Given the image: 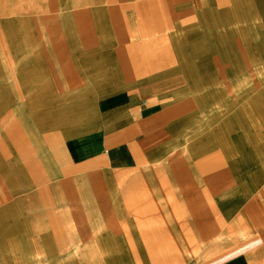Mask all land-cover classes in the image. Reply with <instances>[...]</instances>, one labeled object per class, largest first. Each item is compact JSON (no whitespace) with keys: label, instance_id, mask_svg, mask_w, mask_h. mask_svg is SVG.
Wrapping results in <instances>:
<instances>
[{"label":"rangeland","instance_id":"rangeland-1","mask_svg":"<svg viewBox=\"0 0 264 264\" xmlns=\"http://www.w3.org/2000/svg\"><path fill=\"white\" fill-rule=\"evenodd\" d=\"M239 5L250 10L257 5L254 9L258 7L260 11L247 13L243 18L236 13ZM115 6L119 7L122 17L136 21L137 36L143 34L142 10L156 6L157 26L172 35L174 43L184 41L186 53L179 62L191 65L192 78L189 84L181 73L152 82L139 83L142 80L137 79L136 87L138 77L128 72L129 78L123 84L133 85L136 91H130L132 95L125 94V98L135 96L142 107L148 104L143 114L155 109L140 120L138 139H145L142 150H148L149 154L137 164L122 153L118 161L128 165L110 167L93 153H84L91 150L92 144L88 141L102 130V124L74 136H68L67 132L76 128V124L52 129L42 125L38 128L41 136L55 131L63 140L60 144L65 159L61 165L65 173L54 176L51 172L59 166L55 163L44 166V173L32 184L34 186L23 190L7 169L10 157L3 154L2 132L10 117L16 119L17 108L25 106L24 102L35 103L38 95L34 92L35 95L22 97L25 91L20 92L22 95L10 93L12 89L4 68L10 63L5 57L16 58L19 52L12 42L4 47L3 34L0 44V212L10 204H19L13 215L2 213L0 244L4 254L0 255L6 264H102L87 259L91 247L105 257L127 251V248L133 251L129 255L121 253L123 263L115 261V264H214L219 253L226 251L224 246L240 244L244 239H254L256 243L264 238V192H261L264 185V0H104L95 7L106 16L109 8ZM63 8L74 10L68 2ZM60 10L61 7L49 2L48 7L32 11L31 15L52 16ZM149 11L154 13L152 9ZM32 26L37 28L35 21ZM15 35L13 32V38ZM105 40L104 43L112 41V47L88 44L65 58L67 67L60 76V87H53L61 99L66 93L76 96L77 92L94 88L85 99L101 113L105 97L102 89L114 91L115 84L91 86L97 72L87 71L83 59L96 51L112 52L116 46L123 51L136 47V37L123 43L115 38ZM156 74L158 72L153 73ZM162 80L167 81L164 87L158 84ZM43 96L41 103H52L49 96ZM243 129L251 136L246 142L239 139ZM193 142H197V154L182 150ZM211 155L216 157L212 162L208 161ZM239 159L245 170H233L232 163ZM186 160L193 170L181 169L180 179V168ZM67 166L72 170L67 172ZM92 171L99 177L106 176V181L94 192L102 198L94 211L89 210L88 201L80 190ZM246 172L253 185L249 191H240ZM55 183L60 196L50 200L45 193L39 199L44 205L43 214H25L29 202L25 203L24 197L41 188H46L51 195V184ZM221 201L235 206L223 215L215 209ZM117 220H124V225L118 227ZM7 228L11 234L5 238L3 232ZM168 240H172V246ZM213 242L219 244L209 250ZM156 246L160 254L157 259L153 255Z\"/></svg>","mask_w":264,"mask_h":264},{"label":"crops","instance_id":"crops-1","mask_svg":"<svg viewBox=\"0 0 264 264\" xmlns=\"http://www.w3.org/2000/svg\"><path fill=\"white\" fill-rule=\"evenodd\" d=\"M49 2L51 5L54 4L61 7L59 13L52 16L39 17L31 15L32 11L43 9L46 6L48 7ZM49 2L48 0H0V44L2 42V35L4 34V47H7L8 43L12 42L19 52V56L16 58L5 57V61H9L10 63L4 67L7 72V82L12 89L10 93L13 95H22L20 92L25 91L22 97L25 95H35L34 92L38 95L35 103L24 102L25 106L17 108L16 119L14 120L13 117H10L8 120L9 123L5 127L4 132H2L4 136L3 154H7L10 157L6 162L7 169L10 170L9 173L19 182L23 190H28L34 186L32 184L44 173V166L54 165L55 163L59 167L53 168L52 175L55 176L61 175L60 173H65L61 165V162L65 159V154L60 144L62 139H60L55 131L41 136L38 128L42 125H48L52 129L57 126L59 128H66V126L76 124L78 127H72L67 132L68 136H74L102 124V130L91 141H88V143L92 144L91 150L89 152H85L84 150V153H93L97 158H102L106 165L110 167H124L128 165V163H120L118 161L122 153L129 156L134 162L136 161V164L144 158H147L149 151L142 150L145 139H138V134L141 129L140 120L153 113L155 109L143 114L142 111L149 107L148 104L146 107H142L135 96L134 98L131 96L125 98V94L129 95L131 94L130 91H136L133 85L128 84L125 86L123 84L124 80L129 78L127 77L128 72L131 71L138 77L136 78L137 87L139 83L144 81L152 82L160 78L168 77L167 75L169 74L175 75V73H181L189 84L192 78L190 74L193 71L189 63L179 62L186 53V48L183 47L184 41L174 43L172 35L164 33V30L157 26L159 22L154 19L156 18L155 14L157 10L154 11L157 8L156 6L152 8L146 6L142 10L143 12L141 11L140 16L143 34L137 36L134 31L136 21L122 17V14L119 13V7L109 8L110 11L106 13V16L102 15L101 10H96L98 7L95 6L101 5V3H104V0H49ZM67 2L69 5H73L74 10H64L63 7ZM256 6L250 7V10L247 6L239 5L235 9L237 15L239 14L244 18L247 13H258L260 8L257 7L254 9ZM151 9L154 13L149 11ZM34 21L37 25L36 29L32 26V22ZM13 32H16L14 38ZM33 32H35L34 36H32ZM95 37L99 39L97 42L93 40ZM135 37L136 47L128 49V51H123V49L116 46L112 52L105 50V53H99L96 51L83 59V65L84 68H87V71L92 69L94 73L97 72L94 75V83L91 86L99 84L101 87H106L111 82L112 85L115 84L116 90L114 91L107 92L106 89H104L105 91L102 89V94L105 93V97L103 98L104 106H102L101 113L96 112L85 99V95L94 88L77 92L76 96L75 93H73L74 96L66 93L63 99L57 93L58 91L54 92L53 87H60V76L65 72V67H67L65 58L70 52L88 44H99L103 47L110 48L112 47V44L110 45L112 41L109 40L110 42L104 43L103 41L105 39L115 38L119 42L123 40L120 42L123 43L132 39L134 40ZM116 43L118 44V42ZM79 61L83 63L82 60ZM168 68L171 69L168 70ZM155 72H158V74L153 75ZM137 79H141L142 81L138 83ZM164 83H167V81L162 80L158 84L162 87ZM159 89L162 90L161 88ZM191 91L193 92L194 90ZM43 95L49 96L52 103H36L37 98ZM6 104L4 103V105ZM27 115L29 116V120H27ZM250 138V133L243 129L239 139L246 142ZM196 143H190L182 150H187L191 154H197ZM81 145L82 143L77 149ZM188 157L190 156L188 155ZM214 159H216L214 155L208 157V161L212 162ZM188 160H186L184 167L180 168V171L181 169L184 171L193 170L189 165L190 160ZM231 166L236 171L245 170L243 162L240 159L232 163ZM67 168V172L72 170V167L69 168L67 166ZM181 173L182 171L180 172V179L182 177ZM86 177L88 179L81 186L80 190L82 191L84 200L88 201L89 205H87L89 206V210L92 209L94 211V209H97V202L102 200L94 192L101 182L106 181V176L99 177L96 171H92ZM78 179L82 182V178L79 177ZM86 183H88V186H86ZM250 183L246 172L244 182L239 185V190L249 191L253 185ZM232 187L234 188V186ZM261 188H263L261 192H264V185ZM45 189L41 188L33 193L31 192L27 198H22L25 203L29 202V207L24 212L25 214L27 212L28 214L32 212L31 214H35L36 216L43 214L44 205L39 201L43 196V191L47 193L46 196L50 200L53 196H60L56 183L54 185L51 184V195L50 191H45ZM18 205L12 206L10 204L1 209L0 223H2V217L4 215H13ZM216 205L217 208L215 209L223 215L231 212L235 206L234 204L231 205L228 201H221ZM238 220H241V218ZM28 221H25V223L29 227L27 224ZM124 222V220L116 221L118 227H122ZM255 225L260 224L255 223ZM10 234L11 231L9 228L3 232L4 237L10 236ZM168 237L164 236V238ZM170 237L171 239L175 238ZM261 240L255 243L254 239H244L240 244L236 243L233 245L234 243H232L227 247L224 246L228 250L226 249L225 251L223 249L219 253L220 257L214 264H264V238ZM169 242L172 246V240ZM218 244L217 242H213L211 244L212 248L209 250ZM147 245L149 244L147 243ZM1 249L3 248L0 244V254H4ZM128 249H126L127 251H118V254L114 256L105 257L95 247H91L88 249L89 258L87 259L93 262H102V264H115V261H122L123 263L124 258L121 253L128 255L133 253V251ZM153 250L154 257L156 259L160 257V254L157 252V246ZM209 263L211 264V262ZM0 264H6L1 255Z\"/></svg>","mask_w":264,"mask_h":264},{"label":"bare ground","instance_id":"bare-ground-1","mask_svg":"<svg viewBox=\"0 0 264 264\" xmlns=\"http://www.w3.org/2000/svg\"><path fill=\"white\" fill-rule=\"evenodd\" d=\"M79 4V3H78ZM102 23V22H101ZM138 67V66H137ZM139 68H140V66H139ZM187 68V67H186ZM18 80V79H17ZM27 83V82H26ZM33 83V82H32ZM24 84V83H23ZM35 84V83H34ZM29 86V85H28ZM31 87V86H30ZM35 87V86H34ZM33 87V88H34ZM26 88V87H25ZM36 89V88H35ZM37 91H39V90H37ZM30 93V92H29ZM42 98V99H41ZM41 99V100H40ZM44 99V96H41L40 98H37V100H36V102L37 103H39V104H41L40 102H42V100ZM84 107V106H83ZM90 108H92V107H90ZM84 109V108H83ZM87 109V108H86ZM52 112V111H51ZM41 113V112H40ZM58 113V112H57ZM35 114V113H34ZM39 114V113H38ZM41 115V114H40ZM57 116V115H56ZM58 118V117H57ZM60 119V118H59ZM56 122V121H55ZM51 123H53V122H51ZM32 143V142H31ZM2 149H4V147H2ZM41 151V150H40ZM42 156H44V155H42ZM41 161V160H40ZM178 171V170H177ZM179 172V171H178ZM180 174V173H179ZM1 186V185H0ZM45 194V192L43 191V195ZM47 195V194H46ZM3 196V195H2ZM3 198V197H2ZM46 199V198H45Z\"/></svg>","mask_w":264,"mask_h":264}]
</instances>
